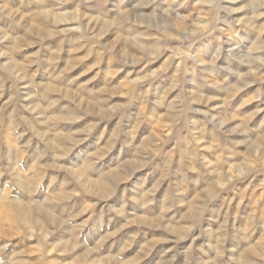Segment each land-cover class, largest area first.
<instances>
[{
    "label": "rangeland",
    "instance_id": "374dc122",
    "mask_svg": "<svg viewBox=\"0 0 264 264\" xmlns=\"http://www.w3.org/2000/svg\"><path fill=\"white\" fill-rule=\"evenodd\" d=\"M72 262L264 264V0H0V264Z\"/></svg>",
    "mask_w": 264,
    "mask_h": 264
},
{
    "label": "bare ground",
    "instance_id": "6f19581e",
    "mask_svg": "<svg viewBox=\"0 0 264 264\" xmlns=\"http://www.w3.org/2000/svg\"><path fill=\"white\" fill-rule=\"evenodd\" d=\"M183 22H179V24H182ZM147 163V162H146ZM88 170V169H87ZM97 182V181H96ZM92 183H94V182H92ZM96 185V184H95ZM109 185V184H108ZM40 204V203H39ZM41 205V204H40ZM47 208V207H46ZM48 210V209H47ZM45 235H47V231H46V233H45ZM72 264H74V262H72Z\"/></svg>",
    "mask_w": 264,
    "mask_h": 264
}]
</instances>
